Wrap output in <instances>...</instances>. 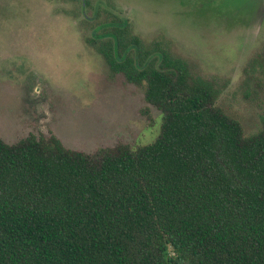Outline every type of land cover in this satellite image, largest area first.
<instances>
[{
    "label": "trees",
    "instance_id": "16d2710c",
    "mask_svg": "<svg viewBox=\"0 0 264 264\" xmlns=\"http://www.w3.org/2000/svg\"><path fill=\"white\" fill-rule=\"evenodd\" d=\"M72 6L82 41L160 113L147 144L82 152L51 133L0 138V264H264V39L241 67L258 127L225 83L148 42L109 3Z\"/></svg>",
    "mask_w": 264,
    "mask_h": 264
},
{
    "label": "rangeland",
    "instance_id": "374dc122",
    "mask_svg": "<svg viewBox=\"0 0 264 264\" xmlns=\"http://www.w3.org/2000/svg\"><path fill=\"white\" fill-rule=\"evenodd\" d=\"M98 1L109 2L146 42L165 38L174 55L223 81L217 105L245 132L258 127L260 110L239 84L241 67L264 39V0ZM71 6L0 0V138L51 133L86 153L149 143L160 113L82 41Z\"/></svg>",
    "mask_w": 264,
    "mask_h": 264
}]
</instances>
